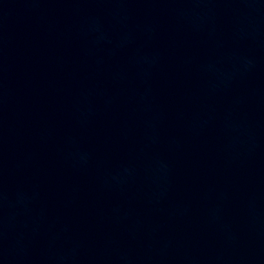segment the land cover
Returning <instances> with one entry per match:
<instances>
[{
    "label": "water",
    "instance_id": "water-1",
    "mask_svg": "<svg viewBox=\"0 0 264 264\" xmlns=\"http://www.w3.org/2000/svg\"><path fill=\"white\" fill-rule=\"evenodd\" d=\"M0 264H264V0H0Z\"/></svg>",
    "mask_w": 264,
    "mask_h": 264
}]
</instances>
